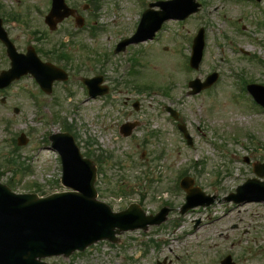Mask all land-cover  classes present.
<instances>
[{"label":"rangeland","instance_id":"1","mask_svg":"<svg viewBox=\"0 0 264 264\" xmlns=\"http://www.w3.org/2000/svg\"><path fill=\"white\" fill-rule=\"evenodd\" d=\"M97 1L99 9L89 19L93 32L92 28L75 27L73 19L52 32L44 22L48 0H0L2 16L7 12L17 16L7 23V29L20 51L25 52L29 45L43 52L54 47L57 51L65 41L71 62L62 65L72 75L69 84H54L49 95L40 92L30 78L13 84L7 94L0 92V180L11 183L17 192L48 195L65 190L60 181L61 161L48 139L64 118L84 155L97 165V159L102 161L98 183L102 200L114 210L138 202L148 213H157L163 206L171 212L161 225L144 232H124L116 243L98 242L69 257L46 260L55 264H158V260L167 259L166 264H217L228 252L234 264H264V203L236 205L224 199L255 176L246 157L264 162V110L253 107L245 99V91H237L242 75L249 82L264 84V25L260 24H264L260 7L264 0L257 6L243 0L225 4L203 0L206 8L199 14L167 22L160 39L128 47L120 54H114L113 48L119 39L134 32L138 3ZM81 2L84 0H68L75 7ZM245 13L252 19L244 20ZM232 20L246 28L239 30ZM201 26L208 30L207 46L196 71L184 65L183 56L190 52L187 38L192 39ZM40 56L46 59L44 53ZM133 58L138 63L134 64ZM8 66L0 46V70ZM213 70L221 74L218 84L189 95L188 81L204 78ZM94 74L105 75L112 86L105 101L101 97L88 99L84 93L80 78ZM3 95L7 96L5 104ZM127 98L130 101L125 105ZM37 99L44 102L38 104ZM136 101L139 110L133 107ZM166 105L179 112L177 122ZM135 120L139 125L134 133L122 136L120 126ZM178 123L186 126L193 145L187 143ZM22 132L28 142L16 147L13 140ZM13 153L18 162L8 165ZM183 172L206 194L220 199L210 207L182 214L186 192L176 190V185ZM182 233L184 238L174 241ZM167 237L171 239L165 241Z\"/></svg>","mask_w":264,"mask_h":264},{"label":"water","instance_id":"2","mask_svg":"<svg viewBox=\"0 0 264 264\" xmlns=\"http://www.w3.org/2000/svg\"><path fill=\"white\" fill-rule=\"evenodd\" d=\"M201 46L200 42L197 59ZM11 78L13 76L8 75L2 85ZM59 137L58 146L65 162L64 182L74 184L81 192L40 199L36 195H16L0 184V264H41L38 258L43 256L60 252L68 254L79 245L83 248L92 241L112 237L116 227L123 230L146 227L164 218L145 216L137 205L113 213L109 206L96 201L94 170L90 163L80 164L79 171L71 168L76 159L81 162L80 155L69 135ZM68 166L74 171L71 172ZM259 174L264 175V171ZM250 183L254 181L244 187H249ZM253 188L256 193H264V182L256 179ZM209 201L190 202L187 207Z\"/></svg>","mask_w":264,"mask_h":264},{"label":"bare ground","instance_id":"3","mask_svg":"<svg viewBox=\"0 0 264 264\" xmlns=\"http://www.w3.org/2000/svg\"><path fill=\"white\" fill-rule=\"evenodd\" d=\"M262 209L264 210V208H262ZM195 237H197V238H198L199 236H195Z\"/></svg>","mask_w":264,"mask_h":264}]
</instances>
